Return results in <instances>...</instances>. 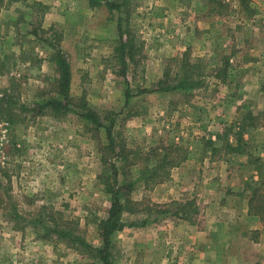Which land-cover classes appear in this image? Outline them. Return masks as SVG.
<instances>
[{"label": "rangeland", "instance_id": "obj_1", "mask_svg": "<svg viewBox=\"0 0 264 264\" xmlns=\"http://www.w3.org/2000/svg\"><path fill=\"white\" fill-rule=\"evenodd\" d=\"M58 49L73 104L110 111V136L44 106L62 100ZM114 169L134 203L105 264H148L156 234L139 228L200 223L231 188L264 224V0H0V264H103L74 238L102 246Z\"/></svg>", "mask_w": 264, "mask_h": 264}, {"label": "crops", "instance_id": "obj_2", "mask_svg": "<svg viewBox=\"0 0 264 264\" xmlns=\"http://www.w3.org/2000/svg\"><path fill=\"white\" fill-rule=\"evenodd\" d=\"M172 186L174 184L162 183L159 190L167 195L172 193L167 191V189L172 190ZM232 191L231 188V191L220 194L217 207L220 211L213 209L211 213H201L198 219L200 223L195 224L180 214L165 213L157 218V222L146 223L139 228L137 230L139 233L152 231L156 234L155 243L148 250L150 260L147 263L170 264L173 261L172 256H177L176 259L182 256L184 259L182 264H259L262 258L261 242H264V239L262 240L264 224L258 215L250 212L245 202L247 198L243 197L246 195L239 192L231 193ZM234 198L242 201L240 206L231 204ZM166 199L162 197L160 201L166 202ZM171 215L172 219L169 218ZM166 234L170 236V242H173L175 245L173 248H177V252L166 247L164 243ZM247 244L258 247L259 250L254 254V258H249L248 254L243 252ZM163 246L166 247L165 255L160 252L164 249Z\"/></svg>", "mask_w": 264, "mask_h": 264}, {"label": "trees", "instance_id": "obj_3", "mask_svg": "<svg viewBox=\"0 0 264 264\" xmlns=\"http://www.w3.org/2000/svg\"><path fill=\"white\" fill-rule=\"evenodd\" d=\"M124 46L125 43H121L120 48L118 49L121 54H123ZM55 63L57 72V79L55 82L56 94L61 96L62 100L54 99L46 102L44 106L51 107L54 110H61V112L63 113L70 109V105L76 106L80 110L83 118H85L91 124L95 125L97 128H104L107 135L110 136V130L112 128V124L114 123L113 117H111L112 113L110 111L99 113L95 109L90 107L86 103V101H83V99L81 98L77 102H75V104H73L69 94L71 81L70 66L65 53H63L60 49L55 52ZM111 143L112 141H110L108 146H110V150H113V146ZM164 158L165 157L163 156L159 160L160 169H163L166 163H173L171 161L164 160ZM152 175V177H154L156 176V173L153 172ZM163 181L164 177L162 176L157 180V183H161ZM104 182L106 184L105 192L110 195V204L106 217L100 219L97 223V238L101 240L102 246H93L86 242L85 239L81 238V236L79 235L75 236L74 238V241H77L80 244L84 251L88 253V256L97 258L103 264L107 263V258L109 256L108 249L111 246L110 243L112 235L116 231H120L124 227V222L121 219L122 214L130 211V204L134 203L128 196H125L123 194V191L121 190H123L124 188L117 186V171L115 169L113 171V174L111 176H107ZM161 214H163V212ZM180 215L187 217L183 214Z\"/></svg>", "mask_w": 264, "mask_h": 264}]
</instances>
